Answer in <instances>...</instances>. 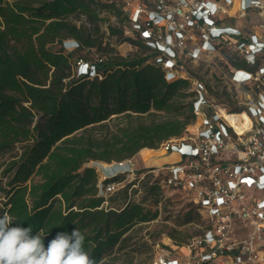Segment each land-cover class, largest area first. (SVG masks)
Wrapping results in <instances>:
<instances>
[{"label":"trees","instance_id":"1","mask_svg":"<svg viewBox=\"0 0 264 264\" xmlns=\"http://www.w3.org/2000/svg\"><path fill=\"white\" fill-rule=\"evenodd\" d=\"M102 12L130 24L121 0H0V156L21 147L0 162V216H10V226L31 225L45 246L57 232L79 229L95 264L121 249L134 225L157 216L144 201L150 195L156 204L161 186L154 176L142 200L131 202L126 191L134 182H128L116 189L125 194L116 207L107 203L116 196L99 193L97 171L85 163L122 161L142 148H158L182 136L195 118L189 78L167 80L155 61L160 52L136 32L129 39L147 52L123 56L107 43L105 53L94 58L76 55L80 49L100 50L102 40L95 36L98 26L93 34L71 17L84 15L97 24ZM108 30L122 34L115 26ZM64 40L77 47L66 51ZM81 62L85 66L78 72ZM118 116L127 122L108 132L107 122ZM144 116L149 120L131 123ZM104 128L108 133H95ZM195 215L196 208H189L182 223ZM184 235L169 233L178 245Z\"/></svg>","mask_w":264,"mask_h":264},{"label":"built area","instance_id":"2","mask_svg":"<svg viewBox=\"0 0 264 264\" xmlns=\"http://www.w3.org/2000/svg\"><path fill=\"white\" fill-rule=\"evenodd\" d=\"M122 2L123 8L129 9L126 14L132 31L160 52L155 61L161 64L167 80L178 72L173 59L176 49L170 44L180 46L187 28L202 23L209 29L201 44L203 50H209L210 38L235 33L232 27L214 23L218 8L209 0L195 4L191 0H153L151 8L141 1ZM240 4L258 7L264 0H240ZM248 45L261 51L264 41L251 38ZM83 63L78 72L83 71ZM251 77L245 69L232 74L234 82ZM192 90V111L200 119L199 128L195 135L162 141L158 149L175 153L178 160L151 170L159 176L161 188L185 189L204 213L205 224L201 234L186 245V254L161 253L152 264H264V98L249 106L251 125L240 134L219 111L232 112L211 96L203 82L194 80ZM115 164L127 171L130 158ZM118 186L115 181L98 184L104 193Z\"/></svg>","mask_w":264,"mask_h":264},{"label":"rangeland","instance_id":"3","mask_svg":"<svg viewBox=\"0 0 264 264\" xmlns=\"http://www.w3.org/2000/svg\"><path fill=\"white\" fill-rule=\"evenodd\" d=\"M131 1H141L147 4L149 8L153 5V0ZM172 1L175 2L176 0ZM191 1L195 4L199 0ZM209 1L215 3L218 8L213 17V19L218 20L216 25L232 27L231 31L235 33L223 34L219 38H210L209 50H203L201 44L204 39L208 38L209 29L202 23L187 28L186 37L180 46L176 47L174 44H170L172 48L176 49V56L173 59L178 68V72H175L172 79L188 76L191 86L194 80H200L205 84L211 96L223 104L226 110L230 112L245 110L247 112L249 106L257 104L259 98H264V71L263 69L260 70V68H264V48L257 51L259 48L250 49L248 45L251 38L264 41V5L244 7L240 4V0ZM123 10L124 12L129 11L126 8ZM100 16H103L104 19L98 21L97 24L87 20L84 15L71 17L73 22L77 25L86 26L93 34L95 33V26H98L99 31L95 36L102 40L100 50L97 51L95 48L89 51L80 49L76 50V55L94 58L98 54L105 53L108 49L107 43L109 48H114L118 54L123 56L136 50L147 52V50L138 48L129 39V36L135 37L130 24L106 12H102ZM109 26L121 28L122 34H109ZM178 27L181 28L180 25ZM162 43L165 42L162 41ZM56 47L54 46V48ZM71 50L73 48L66 49V51ZM235 62L244 63L246 67H236ZM248 67H252V70ZM236 69H245L252 74V77L243 82H234L232 74ZM172 70L174 69L172 68ZM159 116L158 114L155 117L158 118ZM127 119L122 116L113 117L107 122L108 132L125 124ZM142 120L148 121L149 118L146 116L135 118L131 120V123L134 124ZM199 126L200 119L195 117L186 126L182 135H195V130ZM107 129L95 130V133L100 135ZM20 152L21 147L17 145L12 151L1 155L0 162L9 160L13 155ZM177 160L178 156L175 153L145 147L130 158V167L127 168V171L116 166V161L89 160L85 165L96 169L100 186L104 185V180L114 176L119 177L118 181L115 182H119L118 188L120 189H123L126 183L134 182L127 189L126 197L131 202H140L146 194L145 185H149L153 181L155 171L151 169L167 166ZM117 190L114 193H104L103 191L99 193L106 199L109 196H116L115 200L112 202L107 200V203L117 207L121 205L125 195L122 190ZM157 197L158 202L156 204L153 203V197L150 195L144 201L146 206L157 210V216L148 222L134 225L127 232L129 238L125 245L121 249L115 247L111 254L105 256L102 264H152L154 257L161 253H168L169 255L187 253L186 245L194 237L201 234L203 230L204 213L196 208L191 195L185 189L160 188ZM191 207L196 208L198 215H195L193 221L182 223L183 214ZM174 229L185 233L186 236L184 235L185 240L182 245L176 244L169 236V233Z\"/></svg>","mask_w":264,"mask_h":264},{"label":"clouds","instance_id":"4","mask_svg":"<svg viewBox=\"0 0 264 264\" xmlns=\"http://www.w3.org/2000/svg\"><path fill=\"white\" fill-rule=\"evenodd\" d=\"M64 49L76 48L73 40L62 41ZM10 216H0V264H95L84 249L85 237L74 228L57 232L45 246L44 236L33 234L32 226H10Z\"/></svg>","mask_w":264,"mask_h":264},{"label":"bare ground","instance_id":"5","mask_svg":"<svg viewBox=\"0 0 264 264\" xmlns=\"http://www.w3.org/2000/svg\"><path fill=\"white\" fill-rule=\"evenodd\" d=\"M219 112L225 118V120L240 134L243 133L244 130L248 129L251 125V118L245 110L228 113L227 111L221 109Z\"/></svg>","mask_w":264,"mask_h":264}]
</instances>
